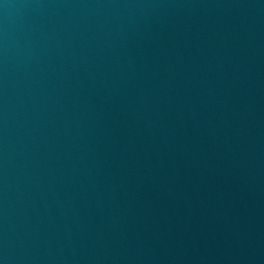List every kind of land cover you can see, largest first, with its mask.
<instances>
[{
  "label": "water",
  "instance_id": "95a60500",
  "mask_svg": "<svg viewBox=\"0 0 264 264\" xmlns=\"http://www.w3.org/2000/svg\"><path fill=\"white\" fill-rule=\"evenodd\" d=\"M0 264H264V0H0Z\"/></svg>",
  "mask_w": 264,
  "mask_h": 264
}]
</instances>
